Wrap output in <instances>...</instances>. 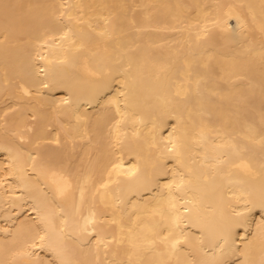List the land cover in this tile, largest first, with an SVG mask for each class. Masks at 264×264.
Instances as JSON below:
<instances>
[{
	"label": "bare ground",
	"instance_id": "obj_1",
	"mask_svg": "<svg viewBox=\"0 0 264 264\" xmlns=\"http://www.w3.org/2000/svg\"><path fill=\"white\" fill-rule=\"evenodd\" d=\"M0 264H264V0H0Z\"/></svg>",
	"mask_w": 264,
	"mask_h": 264
}]
</instances>
